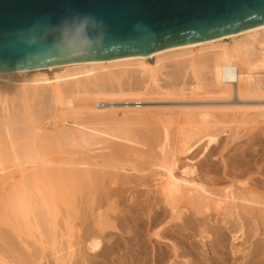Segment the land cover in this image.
<instances>
[{"label": "bare ground", "instance_id": "obj_1", "mask_svg": "<svg viewBox=\"0 0 264 264\" xmlns=\"http://www.w3.org/2000/svg\"><path fill=\"white\" fill-rule=\"evenodd\" d=\"M211 99L217 105L221 104L195 106V102L205 101L207 104ZM157 101L194 102L192 107L165 110L170 111L173 117L174 114L183 116L185 124L173 118L178 124L180 135L173 146L169 144V127L167 124L163 126L162 143L159 142L161 158L159 162H154L152 170L148 169L151 171L149 176L153 185L161 195V201L163 199L161 204L168 207L170 220L166 223L173 222L175 225L174 222L182 221V217H190L187 212H192L195 218L204 217L208 220L211 213L216 211L214 213L218 218L221 217L220 223L224 228L232 223L230 234L233 235V240L243 239L244 244L247 243L250 239L245 238L248 236L246 227L247 234L253 237V228L248 229V223L245 227L246 217L251 216L255 221L260 219L253 217V213H264V194L257 195V191L247 188L239 189L236 186L238 183L239 186H246L248 183L236 181L235 178L222 190L209 187L207 178L198 173L196 158L200 154L205 156L219 142L220 134L226 131V126L217 128L219 123L215 114L240 115L242 120L238 123L242 125L253 124L247 119L250 113L264 118V25L197 44L170 47L149 55L0 72V111H3L0 115V189L3 191H0V223L3 224L8 219L6 224L11 228L4 231L5 228L0 226V264H80L79 259L84 256H79L84 253L81 245L85 246L86 243L82 247L94 255L100 251L104 240L101 238L107 227H100L95 232L92 229V233L87 230L82 240L81 236L79 240L76 239L77 235L74 241L77 231L72 223L66 221V231L58 230L56 220L59 218V210L61 211L58 203L69 202L76 192L75 187L85 185L83 181L86 179L98 182L103 170L111 169V177L117 183L120 181L119 176L127 177L121 175V172H138L140 175L142 170L139 171L136 167L110 166L108 158L111 157L113 145L124 142L128 148L142 146L132 140L121 125L115 128L110 125L112 122L120 124L121 119L127 115L143 114L147 109L146 104ZM47 120H51V123L48 124ZM47 126H51L53 130L46 129L42 134ZM246 127L248 133L244 132L251 134L250 137L255 131H260L255 125ZM237 130L239 127L229 128V139L226 142L232 144L231 142L239 139L237 135L242 132ZM50 139L60 146L78 148L83 157L85 154L89 160L71 163L66 161L63 164L61 161L58 163L42 157L46 150L43 142ZM198 149H201L199 155L196 154ZM76 151L77 149L75 153ZM182 156L187 159L186 163L181 162ZM62 164L68 166L67 170L66 166L65 170L59 167ZM78 180L82 185H78ZM152 208L155 210L154 205ZM149 217L155 225L152 235L157 240L167 238L168 230L164 229L165 225L163 227V220L166 218H160L157 210ZM102 224L105 223L102 221ZM255 228L257 229L256 225ZM80 229H83L82 225ZM248 230L252 231L248 233ZM19 232L32 241L28 240L27 243L22 240ZM208 232L207 234L210 233ZM224 233H218L217 240H223ZM81 234L82 231L79 235ZM20 244L25 246L26 251L22 250L23 253ZM32 246L36 250L34 253ZM257 246V249L254 246L252 253L255 258L264 254V244L258 242ZM163 255L159 257L161 260L158 264H161ZM173 262L175 260H172V264Z\"/></svg>", "mask_w": 264, "mask_h": 264}, {"label": "rangeland", "instance_id": "obj_2", "mask_svg": "<svg viewBox=\"0 0 264 264\" xmlns=\"http://www.w3.org/2000/svg\"><path fill=\"white\" fill-rule=\"evenodd\" d=\"M211 101L214 102L215 100L213 99L208 100L207 104H205V101L204 103L203 101L198 102V103L195 102L196 103L195 106H201V104L202 106L204 105L206 106L210 104L212 106H219L221 104L218 101L220 104L217 105L218 103L214 102L216 104L215 105ZM159 102L160 101L151 102V103L146 104L147 109L146 111H143L144 113L141 115L130 114V115L124 116L123 119H121L120 124L116 123L117 124L116 125L115 122L114 124L112 122L111 123L112 125H110L111 128H115V127H118V125H121V127H123L125 131L127 132V134L129 135V137L132 138V140H136L137 142H139V144L141 143L142 146L135 145L136 148H128L126 146V143L119 142L118 145H113L110 150L111 157L109 156L110 158H108L109 159L108 161L111 164L108 163V161L106 162L110 164V166L115 164L116 166L115 165L114 166L118 168L119 167L120 168L136 167V169H138L139 171L144 170V172L141 171L143 175L141 173L139 175L138 172H132V173L121 172V175H127L128 178L124 176H119L120 179L119 178L118 179L120 181H118L117 183V181L115 182V180H113V178L111 177V173H112L111 169H106V170H103V173L102 171L100 172L99 179H98L99 181L96 183L90 179H86V181H83L84 183L81 182L85 184V185H82L80 184V181L78 180L79 181L78 185H82V186H77V188L75 187L74 192L75 190L76 192L74 196L71 197L69 202L59 201L60 203H58V207H59L58 209H61V211L59 210V218H57L56 220L57 221L56 223L58 225V230L60 232L66 231L65 222L67 221L70 224L72 223L71 225L72 226L74 225L77 231L75 232V235H74V239H73L74 241H76L75 238L77 237V235L78 237L76 239H78L79 236H81L80 238L82 240V237L84 236V232H87V230L89 233H92L91 232L92 229L95 232V231H99L101 228L107 227V229L104 230L105 235L101 238V239L104 238V240H102V247L100 251H98L97 254L95 255L91 254L89 250L88 252L87 248H84L86 246V243H85V246L84 244L83 245L80 244L81 245L80 248L81 250H83L84 253L81 251L83 254H81L80 252L81 255L79 256H83V255L84 256L80 257L79 263L80 264H158L159 260H161L159 259V257L161 258L162 255L164 254L163 255L164 258L161 264H170V262L172 264V260H175V263L173 262L174 264H187V262L188 264H247V262L248 264H264V254H261V256L259 255L260 258H258L259 256L255 258L252 255L254 248L255 247H256L255 249L258 248L257 246L258 242H260L261 244H264V232H263L264 231L263 230L264 221L262 219V216H264V213L262 212L255 211L253 213L254 215L253 217L260 218L259 219L260 221L258 219L257 221H255L254 218H252L251 216L246 217V219L247 218L248 219H247V222L245 221L246 222L245 227H246V224L248 223L247 224V226L249 227L248 229L253 228L252 230L254 231L248 230L249 231L248 233L252 231L251 234L253 237L251 238L250 234H247V227H246L245 229L246 236L247 235L248 236L245 238L249 237L248 239L250 240L245 239V240H248L247 243L245 244H244L243 239H239V241L233 240V237H232L233 235L230 234V230L233 228L232 223H230L226 228H224L223 225L220 223L221 217L218 218L217 214H215L216 211H213V213H211L212 216L210 215L209 219L208 220L206 219L207 221L205 220L204 217L195 218L192 216V212L191 214L190 212H187V214H189L190 217H186L188 215L186 216L182 215L184 216V218L182 217V221L174 222L175 225H173V222H170V224L166 223L167 221L170 220L169 219L170 215H168L169 210L167 206L165 207V205H163L164 203L161 204L163 199L161 201V195L157 191L155 186L153 185V181L151 180V177L149 176L151 174V171L148 169L152 170V166L155 163L159 162L161 158L162 152L160 151L159 146H160V143H162L161 141L163 139V126L167 124L166 126L169 127V135H170L169 144L173 146V144L177 142L178 138L180 137V135L178 134L179 130L177 128L178 124L175 121L179 120L181 121V124H185L183 123L185 119L183 116H176L174 114V117H173V115L171 116L170 111H165V110H177V108L179 109V107L181 108L182 106L192 107L194 106L193 105L194 102H185V101L183 103L182 102L181 103L180 102H160L159 103ZM1 112L3 111H0V115H1ZM218 115L215 114L216 117L214 116L219 123L217 124V128H226V127L227 128L225 132H222L220 134L219 142L215 146H213L205 156L200 154L201 149H198L196 151L197 155L200 154L196 158L197 159L196 166H197L199 175L205 179L207 178V183L209 187H212L215 189L217 188V190H222V188L224 189V187L231 184V179L235 178L236 181L241 180L243 182L248 183L246 186L242 184H240L239 186V183H238L236 186L239 189L247 188L255 192L257 191L256 192L257 195H263L264 194V121H263L264 118L255 116L252 113H250V115L247 116V119L252 121L253 123V124L250 123L249 125H255L257 126V130H260L258 132L255 131L254 134H252V136L250 137L251 134L250 135L247 134L248 131L246 130L247 129L246 126H248L249 128V125L248 124L242 125L238 123L242 120V117H240V115L239 116L231 115V114H227V115L218 114ZM236 116L237 118H239L238 121H237ZM173 118L175 121L173 120ZM47 121H48L47 122L48 124L51 123V120H47ZM234 121H236L238 124L235 123ZM44 123H46V121ZM235 127H239V130L237 131L241 130L242 133L240 135H237V138H239L238 140L231 142L232 144H230L229 142H226L229 139L228 138L229 137L228 135L230 134L229 128H235ZM18 128H21V127L19 126ZM46 129H52V128L51 126H47V128H44V130L41 133L44 134ZM244 131H246L247 133ZM158 138L159 139L161 138V139L159 140ZM43 144L45 145L44 147L47 151L45 150V152L42 154V157L45 156L48 159L49 158L52 159L53 161L56 160V162L58 161V163H60V161L61 163L64 164L66 163V161L68 162L70 161L69 163H71L73 161L82 162V161L89 160V157L86 156L85 154L83 157V153H81L78 148H76L77 151L75 153V150H76L75 148H72L69 146H63V145L60 146L58 145V143H55L51 139L48 141L45 140ZM59 154H60V157H59ZM189 157H192V155ZM181 162L186 163L187 159L182 156ZM63 164L59 167L64 169L66 165L64 166ZM67 168L68 166H66V170ZM121 177H123V179ZM140 178H143V179H140ZM0 191L1 193L3 192L1 189ZM116 196H119V197H116ZM111 200L113 202H111ZM68 204L69 205L71 204V205L69 206ZM153 205L155 207V210L160 212V218L161 217L163 219L166 218L165 220H163V227L165 225L164 229L167 228L168 232L166 236L167 238H165L164 240H157L156 237L152 235L153 234L152 232L154 231L153 227L155 225L151 221L152 216L151 217L149 216L153 215L155 211L153 210L154 208H152ZM150 208H152L153 211ZM62 209L64 212L62 211ZM73 209L75 211L78 210L76 211V215ZM64 213L66 214L64 215ZM257 213L259 216L261 215V217H258V215H255ZM141 214H144L145 216ZM191 216L194 220L191 218ZM74 217H75V221H74ZM184 219L185 220L187 219L186 220L187 224H185L186 221ZM246 219L244 218V220ZM251 219L253 221V225H252V221H249ZM3 220H4V217H3ZM78 220L79 221L81 220V221L79 222ZM101 220L105 224H102ZM160 220L161 219H159V222ZM261 220L263 224L261 223ZM6 221L8 222L9 220L6 219ZM6 221L4 220L5 223L2 222L3 224L0 223V226H2L1 228L3 229L5 228L4 231H7V229L8 230L11 229L9 228L10 226L7 227ZM188 222H190L191 224ZM202 223L204 224V226ZM59 225H61L62 228ZM81 225L83 229H80ZM255 225L257 226V229L255 228ZM110 226H115L116 228L110 227ZM260 226H262L263 228ZM206 228L207 230H205ZM61 229L63 230L61 231ZM122 229L124 230V232H122L123 231ZM221 230L225 231L226 233L222 232ZM81 231H82V234L79 235ZM203 231L205 232L209 231L210 233L208 232L209 234H207V232L204 233ZM201 232L203 234H201ZM19 233L21 235V239L23 238L22 240H25L27 243H29L28 240L30 242L32 241V239H30L29 237L27 238V236L24 235V233H21V232ZM218 233H224L223 240L221 241L217 240L219 239L218 236L216 237ZM214 234H215V237H214ZM20 245H21L20 247L23 248V249L21 248V251L22 250L26 251L25 246L23 244H20ZM33 247L34 246H32L31 249L34 253L36 250H35V247L34 248ZM23 251L21 253H23ZM244 253L247 254V256H243L245 255ZM176 254H177V257L175 256ZM187 258L188 260H186ZM251 258H252V261H251Z\"/></svg>", "mask_w": 264, "mask_h": 264}, {"label": "water", "instance_id": "obj_3", "mask_svg": "<svg viewBox=\"0 0 264 264\" xmlns=\"http://www.w3.org/2000/svg\"><path fill=\"white\" fill-rule=\"evenodd\" d=\"M106 26L102 49L57 56L53 29L74 16ZM264 25V0H0V72L149 55Z\"/></svg>", "mask_w": 264, "mask_h": 264}, {"label": "clouds", "instance_id": "obj_4", "mask_svg": "<svg viewBox=\"0 0 264 264\" xmlns=\"http://www.w3.org/2000/svg\"><path fill=\"white\" fill-rule=\"evenodd\" d=\"M106 26L102 21L88 15L65 19L53 31L58 32L62 43H53L51 50L69 59L90 55L105 45Z\"/></svg>", "mask_w": 264, "mask_h": 264}]
</instances>
